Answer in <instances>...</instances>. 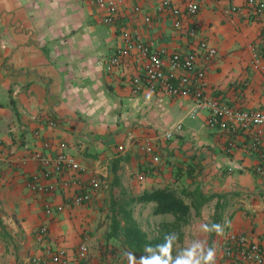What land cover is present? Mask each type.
<instances>
[{
  "label": "crops",
  "instance_id": "obj_1",
  "mask_svg": "<svg viewBox=\"0 0 264 264\" xmlns=\"http://www.w3.org/2000/svg\"><path fill=\"white\" fill-rule=\"evenodd\" d=\"M118 1L119 21L107 24L86 0H0V264H29L46 247L72 253L84 237L88 264H128L120 245L107 250L109 221L101 225L114 177L115 188L135 195L165 187L201 192L209 200L198 214L191 210L179 244L206 238L215 243L217 264H228L222 246L230 232L264 249V163L251 148L252 136L209 129L201 109L190 118L192 97L148 89L134 95L131 81L141 68L135 53L107 68L125 32L168 53L189 52L206 41L217 55L209 65L197 59V67L206 69L204 94L233 109L264 110V76L251 68L252 48L264 65V12L250 13L247 0H195L197 15L175 29L160 9L163 0ZM186 1L171 3L184 7ZM177 123L182 130L165 140L163 132ZM145 138L154 140L155 165L140 149ZM36 151L51 158L63 152L94 173L100 188L91 201L57 210L80 192L73 178L87 180L70 172L49 179L53 192H31L30 176L42 174L29 160ZM144 206L151 237L173 217L152 215L153 203L133 210ZM209 220L230 222L222 237L199 231ZM43 226L47 234L41 237Z\"/></svg>",
  "mask_w": 264,
  "mask_h": 264
},
{
  "label": "built area",
  "instance_id": "obj_2",
  "mask_svg": "<svg viewBox=\"0 0 264 264\" xmlns=\"http://www.w3.org/2000/svg\"><path fill=\"white\" fill-rule=\"evenodd\" d=\"M97 6L103 12V22L113 24L119 21L120 9L118 0H86ZM225 1V0H215ZM246 5L252 14L261 16L264 12V0H247ZM174 20V28L179 29L185 17L193 18L198 13V4L195 0H187L184 7L174 6L171 0H163L160 6ZM135 12H140L137 7ZM149 22L145 18V22ZM136 54L140 60V72L132 78L131 90L134 95H139L144 90L159 91L171 97H192L195 101L188 116L194 118L201 109L207 112L206 126L212 130L221 132H241L252 136L251 148L260 151L261 160L264 163V150L261 148V139L264 137V110H237L222 104L216 99L208 98L204 94L206 87V69L197 67V59L202 58L209 65L216 57L217 50L206 41L198 43L195 50L189 52L172 51L168 53L165 49L150 48L141 42L136 34L133 36L127 32L123 33V45L117 48L107 60V68L111 69L120 62ZM251 68L259 71L264 76V65H262L260 54L252 48ZM53 126V122L50 123ZM182 130V124L177 123L172 129L163 132L165 140H171L173 136ZM63 147V146H61ZM122 151L123 147L118 148ZM142 152L150 157V162L155 165L159 162L155 154L154 140L145 138L140 144ZM4 158L0 151V160ZM29 160L42 168V174L32 175L27 181L28 189L33 193H51L54 186L49 183L53 176H62L70 172L74 176H87L86 181L74 177L71 183L78 187L79 193L75 194L69 203L59 206L58 211L64 208L82 206L91 201L92 194L100 188L99 178L89 172L85 165L63 152L51 158L36 151L29 156ZM143 175L139 177L142 179ZM50 210L47 209V213ZM39 236L47 234V228L41 227ZM87 237H84L74 252L70 253L65 248L42 250V254L34 256L29 264H88L89 250ZM222 253L228 264H264V249L261 245L249 239L244 234L235 232L228 233L223 240Z\"/></svg>",
  "mask_w": 264,
  "mask_h": 264
},
{
  "label": "trees",
  "instance_id": "obj_3",
  "mask_svg": "<svg viewBox=\"0 0 264 264\" xmlns=\"http://www.w3.org/2000/svg\"><path fill=\"white\" fill-rule=\"evenodd\" d=\"M118 179L110 188L108 201L105 204L106 218L109 221L108 231L105 233V241H114L123 249L133 251L139 258L147 255L144 252L146 245L155 246L163 243L164 236L169 232L179 234V243L183 241V227L190 223L191 210L196 214L203 204L209 199L201 192L177 190L173 188H156L143 191L135 195L124 189L115 188ZM153 203L152 215H171L173 219L169 222L158 224L156 234L149 236L133 216L136 205Z\"/></svg>",
  "mask_w": 264,
  "mask_h": 264
},
{
  "label": "clouds",
  "instance_id": "obj_4",
  "mask_svg": "<svg viewBox=\"0 0 264 264\" xmlns=\"http://www.w3.org/2000/svg\"><path fill=\"white\" fill-rule=\"evenodd\" d=\"M229 223L225 221L221 224L209 220L200 224L199 231L204 236L214 233L222 237ZM179 239L178 233L169 232L164 236L163 243L144 247L147 255L137 259L133 251L129 249H126L123 255L128 264H217L215 243L209 245L206 238H195L181 246Z\"/></svg>",
  "mask_w": 264,
  "mask_h": 264
},
{
  "label": "rangeland",
  "instance_id": "obj_5",
  "mask_svg": "<svg viewBox=\"0 0 264 264\" xmlns=\"http://www.w3.org/2000/svg\"><path fill=\"white\" fill-rule=\"evenodd\" d=\"M134 213H135V216H136L141 228L147 233V230L150 229L149 224L147 225V206L136 208L134 210ZM105 224L106 225L108 224V220L106 217L103 220V223L101 225H105ZM110 243H111L110 245H107V250L109 249L108 246L113 247V245L115 244L114 241H110Z\"/></svg>",
  "mask_w": 264,
  "mask_h": 264
}]
</instances>
